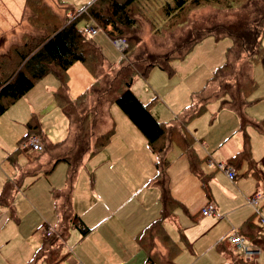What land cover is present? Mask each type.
Segmentation results:
<instances>
[{
  "label": "rangeland",
  "instance_id": "rangeland-1",
  "mask_svg": "<svg viewBox=\"0 0 264 264\" xmlns=\"http://www.w3.org/2000/svg\"><path fill=\"white\" fill-rule=\"evenodd\" d=\"M76 1L67 3L72 5V7L75 9H81L86 5L82 4L89 0ZM254 2H257V5L260 4L264 6V0H245V7L235 6L234 8H220L211 5H203L200 7L191 8L186 11V20H184V22H182L180 25H176L171 29L165 28L167 21H159L158 25L160 27H162L163 25L161 26V24L164 23L165 26L157 32L152 29L151 24H149L148 20L143 15L137 13L134 14L136 23L135 27L124 31V34H122L121 37L125 38L128 44L133 42V44H135V49H138V51L145 49L152 53L165 52L173 48L177 43H182L184 38L188 35L190 37L197 35L202 29H206L208 27L211 28L222 23L234 22L238 19L248 20L252 14V16H256L253 12L255 7ZM41 3H48L50 5L48 0H27V2H25V0H0V64L6 62L5 64L8 65L3 71L0 72V81H2L4 78H12L11 73L15 71L16 68H20L21 62L17 55L21 52L23 53L27 44L30 43L33 45L36 43V38L32 36H34L36 32L46 33L44 24L47 23V17L50 11L49 7H43ZM53 3L55 4L53 8L55 11L56 9L61 10L62 7L59 2H57V0H53ZM80 5L82 6L80 7ZM152 8L154 11H151V15H155L156 11L154 6ZM22 9L23 13H21ZM33 11L37 12L39 15L34 16L32 14ZM84 23L85 22L80 19L77 23V26L81 28L82 26H89L91 24V22H87L86 24ZM130 37L134 38L135 40L133 41L130 39ZM91 39L99 45L106 62L110 64H116L119 61L121 57V51L115 47L112 39L101 28H97L96 33L91 35ZM230 44L231 39L229 37L215 39L212 35L205 36L204 38L198 40L185 54V56L180 59H174L170 61V66L172 68L171 73H169L167 69H162L156 65L152 66L145 76H135L133 78L130 84V89L142 103L148 104L150 112L159 121L166 123L173 119L176 115H186L192 109V99L194 95L203 96L204 94L209 93L212 89H217L218 85L216 82L212 87L214 81L212 77L214 76L217 68L224 64L226 59V50ZM261 45L264 47V31L262 34ZM9 59H11V61H9ZM110 69L111 67L107 65V63H104V65L98 70L99 73H107L110 72ZM112 73L114 72L112 71ZM249 74L252 77L255 85L252 90L248 91L249 94L246 98L247 102L242 107L241 113L249 120H263L264 60L259 59L252 61L249 67ZM50 76L51 78H48ZM53 76V74L48 73L43 76L46 77V79H43V77L39 79H43L42 82H49L50 79L55 80ZM90 76L92 77L91 74ZM40 81L41 80H36L33 88H31L35 92L40 89L37 93L39 96L46 94L44 90L39 87L42 84ZM84 82L80 86H84ZM206 83H208L207 87H205ZM21 97L8 104L4 110L6 111L7 108L11 107L14 102L21 98L19 101L20 103H18L16 108L21 110L22 114L16 112V116L14 118L15 120L11 119L14 121L16 127L12 132L6 131L4 133V138L11 145L13 141H16L18 137L20 138L26 133L24 130L26 127L23 126L24 122H22V119L25 120L28 115V112L26 111L29 109L30 103H33L32 97H26L24 94ZM91 102L85 101L82 103H84V106L89 107ZM221 102L222 101L218 99V97L208 99L206 101L205 107L203 106L199 113L189 116L186 119L185 128L193 137L192 149L200 158L198 163L200 170L205 174H207L209 171H212V174H214L212 183L210 184L207 182L208 191H213L217 201L220 204L225 203L227 205H235L239 203V201L233 202L227 199L220 188L225 187V185L230 186L231 184H234L235 181L236 183L249 182L251 179L250 177L246 176L248 172L243 173L244 169H236L237 174L235 173V180L231 181L225 177L224 173H222L223 171L221 172L219 169L216 170V168L213 169L214 167L211 169L207 164V160L210 157L215 162L224 161L226 157L231 154L230 152L235 150L237 143L236 140H241L243 132H245V136L248 137V143L251 144L252 141V144L255 147V149H251L249 147L251 156L254 155L258 157L259 155H262L264 151V141L263 144L261 141H256L262 139L259 137V133H252V128L249 124L245 125L243 129L240 130L241 124L238 114L230 107L223 106ZM102 103L103 104L99 112H101V110L104 112L105 110L104 108L106 107V102L103 101ZM40 108L42 111V113L40 112L41 133L46 139L50 141H57L58 139L63 138L67 133L68 121L61 109L57 106L53 96H51V98H46V100L42 102ZM108 110L114 123V131L104 148V150L109 151L107 155L103 156L105 151L101 149L88 159L84 160L82 165L77 170L72 189V198L74 199L75 205L78 207V209H87L86 205H88L89 202L91 203L92 206L86 211V217H88V214L92 213V210L95 209L96 206L101 205L102 202V199H99L98 197H89L90 191L93 188L97 189V183H99L98 179L101 178V175H104L103 170H109V167H106V169H99L96 167L100 162H102V159L107 160L108 155L110 156L111 153H117V157H120L119 153L126 154L127 158L131 155L138 159L135 169L143 170L149 169V162H153L155 158L154 154L149 151L148 147H146L147 145L145 138L140 133V131L132 125L125 113L113 102L109 103ZM4 111L0 115L3 116L5 114L6 117V113H4ZM37 111L39 112V110ZM108 120L111 122L110 117L109 119L97 117L96 121L98 123L96 122L95 127L98 129L103 128L102 121ZM128 125L131 126V130L128 129ZM95 133L97 134V129ZM231 133H235V136L231 137L233 139L230 138L227 142L221 144V142L226 137L231 135ZM114 135H119L122 138L127 137L130 140V143L126 144L123 142V140L121 143H116L114 142V139L116 138V136L113 137ZM36 136L40 138V135ZM14 147L17 152V157L20 159L23 157L25 158L26 155H31L32 150L28 145L21 146V144H19L18 146V144L14 142ZM128 147L133 149L131 151H127ZM173 148L175 155H170L171 163L166 169L170 179H173V181L169 180V182L170 184L171 182L174 183L176 186L177 184L184 183V190L190 197V204L188 206L189 213L192 217L195 216L199 218L197 221H195L189 217L186 212H184V215L183 213L179 212L177 224L176 222L172 223V221L170 223V220L166 222V230L172 236V238L176 240L179 246V252L176 256L181 257L182 252H184L183 256L189 257L193 255L197 257L196 261L198 262L196 264H210L209 259H211V262L214 261L215 264H222L221 262H223V256L220 255L214 247V243L217 240V235L221 233L223 234L228 228H237L238 223L242 221L239 220L240 214L245 215L244 217L242 216L245 219V217L248 215L247 213H249V209L250 214L252 213L250 216V219L253 222L252 224L258 225L260 216L264 219V165H262L260 168L259 164L255 163L257 165L255 166L256 170L260 173V177L258 178H262L257 180L258 186L257 191L255 192V194L259 195L257 211H253V208L247 203L246 197L248 195H246V197H244L243 203L247 206L245 208L243 206L237 208V213H232L233 220L229 215H226L225 219L216 222L218 225L215 228L204 234L201 240H199L195 245H192V247L189 246L188 248L186 242L190 240V235H192V232L188 229H192V227L196 224V226L199 227V225L202 223L199 214H197V210L199 201H201V192L205 190L203 187L201 188L198 186L199 183L198 185L191 183L190 178L192 177H194L196 183L198 180L188 169L186 155L180 154V151L178 148H176V146L173 145ZM36 151L37 150H35L32 155H34V157L37 156V161H39V159H41L42 156H45V154L43 153V150L40 152ZM184 156L185 161H183L182 164L180 160L183 159ZM256 157L255 162L256 159L258 160ZM184 163H186V165ZM132 169H134L133 165ZM66 173L67 164L64 161H59L55 164L47 178L44 177L40 169H37L36 175L38 181L36 183H33L30 187L28 186V183L34 179L31 176L24 177L21 182L19 190L21 197L19 199V204L21 205V210L17 212V214H19V216L22 218V223L20 224L28 225L25 226V230L27 245L29 248H31V251L35 250L40 244L41 234L43 236L42 231L44 230L45 226L53 227L57 219L51 197L50 199L52 202L50 203L49 200H47V202L43 201L42 196L40 199L41 189L43 188L42 190L44 191L49 185L58 189L62 188V186L65 184ZM247 175L251 176L250 173ZM126 177L127 175L123 174V180H126ZM149 190L150 188L142 184L140 190H138V192L134 195H123L121 202L117 205L127 208L134 206L137 204V200L145 199V196L148 194ZM21 195L25 196V198H28V200L26 201V199ZM134 196L135 198H133ZM187 196H185L184 200L188 198ZM180 206L181 205H178L179 208H181ZM173 209L176 210L177 207L175 206ZM94 219H98V217L95 216ZM2 221L3 220L0 216V224ZM43 221L46 223L45 226L38 229L37 227ZM233 221H235L237 224H235ZM225 224L228 227L226 229ZM176 226L181 228L177 229ZM262 232L264 241V228L262 229ZM68 233L69 235L66 239V242L68 245H71L72 240L70 238L72 234L73 236L76 234L75 228L69 226ZM209 246L211 247L209 248ZM24 247L25 246L21 243V241L16 239L15 243L11 247V250L6 251L4 257H12L11 262L15 261L18 263L16 259L21 256V253L24 251ZM185 248L186 251H183ZM227 249V252L233 259L238 258L232 252V250H230L231 248H229V246H226V250ZM31 251L26 249V255H29ZM257 262L259 264H264L263 248L260 249ZM40 264H46V262H41ZM58 264L69 263H67L65 260H61L58 262Z\"/></svg>",
  "mask_w": 264,
  "mask_h": 264
},
{
  "label": "trees",
  "instance_id": "trees-1",
  "mask_svg": "<svg viewBox=\"0 0 264 264\" xmlns=\"http://www.w3.org/2000/svg\"><path fill=\"white\" fill-rule=\"evenodd\" d=\"M57 2L63 8L62 15L54 11L55 4H50V6L48 3H41L43 7H49L50 11L47 23L44 24L46 33L36 32L32 36L36 38V43L27 44L23 53L17 55L21 62L20 68H16L11 73L12 78H4L0 81L1 114L8 104L30 90L36 80L48 73L53 74L59 83L53 93V98L68 121L66 136L58 141H50L42 137L37 117L32 114L25 123L26 134L20 140L25 141L29 135H40L39 140L42 145L40 151L43 150L47 158L42 166V173H49L58 161H64L67 164L64 187L52 192L57 218L53 226L54 234L42 238L40 245L33 251L26 264L56 263L65 256L61 253V244L68 233L69 226H75L81 234L89 230L80 217L72 211V189L78 168L85 159L94 155L108 143L114 131L112 120L111 122L110 120L102 121L103 128L101 129L95 127L97 117L109 119L108 105L111 102L115 103L140 131L146 140L148 149L155 156L156 172L146 183L160 188L158 198L162 213L138 236L139 244L146 249L148 254L145 264L153 262L173 264L176 247L161 230V223L170 215L177 202L171 196L166 180V169L170 163L168 152L173 145L178 147L181 153L187 155L190 170L201 181L203 180L198 164L200 158L192 149L193 137L185 128L186 119L199 113L208 99L218 97L223 106L230 107L238 114L241 129L250 124L264 134V119L248 120L241 113L242 107L247 102L248 91L252 90L255 85L249 74L250 64L254 60H264V47L261 45L264 31V6L254 2L253 12L257 17L252 14L248 20L238 19L234 22L202 29L193 37L188 35L182 43H177L168 51L152 53L145 49L138 51L133 42L128 44L127 40L121 37L124 31L135 27L134 14L143 15L151 24L152 29L157 32L165 26L164 23L160 27L159 21H167L165 28L171 29L186 20V11L191 8L203 5L220 8L245 7V0H91L81 9H75L70 4L61 3L60 0ZM153 6L156 11L155 15H151ZM32 14L39 15L34 11ZM80 19L85 22L84 24L91 22L101 28L111 39L119 37L126 41L127 47L121 52V57L116 64L106 62L99 45L91 39V35L84 31L85 26L81 28L77 26ZM209 35L215 39L222 37L231 39V44L226 50L225 62L217 68L212 77L214 80L212 87L216 82L217 89L211 88L212 90L210 89L211 91L209 90L210 92L203 96L194 95L192 109L188 114L176 115L166 123L157 120L150 112L148 104L142 103L130 89L133 78L145 76L148 70L155 65L171 73L170 61L182 58L198 40ZM130 39L135 40L132 37ZM75 62L81 63L87 69L92 75L93 82L87 89L72 97L68 91L67 71ZM5 63L0 64V72L8 66ZM104 63L111 67L110 72L99 73L98 69ZM207 86L208 83L205 87ZM85 101H92L89 107L84 106L82 102ZM103 101L106 102L105 110L99 112ZM238 155L248 156L247 142H244L242 151H239ZM204 183L202 181V186L205 185ZM1 203L7 204V199L2 197ZM252 223V220L247 218L237 231L250 245L262 249L260 246L263 242L262 226L260 223L258 225ZM155 233L169 247L165 255L161 256L157 252H151L152 236ZM218 249L224 253L228 251L223 242L218 244ZM237 257L233 259L229 255L224 264H258L256 257L250 259Z\"/></svg>",
  "mask_w": 264,
  "mask_h": 264
},
{
  "label": "crops",
  "instance_id": "crops-1",
  "mask_svg": "<svg viewBox=\"0 0 264 264\" xmlns=\"http://www.w3.org/2000/svg\"><path fill=\"white\" fill-rule=\"evenodd\" d=\"M48 1L51 5L54 4L53 0L52 1L48 0ZM72 1H76V0H60L61 3H67V2L71 3ZM90 1L91 0L87 1L86 3L84 2L82 5L87 4ZM82 5H80V7ZM55 12L62 15L63 8H61V10L56 9ZM21 13H23V9L21 10ZM67 72H69L68 73V91H69V95L72 97H75L76 95H78L79 93L87 89L90 86V84L93 82V78L90 76V73L79 62L73 63L68 68ZM48 78H51V76ZM53 78L55 80L50 79L49 82L48 81L42 82L43 79H46V77H43V79H38V80H41L40 82H42V84L39 87L44 90V92L46 93L45 95L43 94L41 96H39V94L37 95L40 89H38L37 92L33 91V89H30L24 94V96L26 97L28 96L32 97L33 103H30V107L26 111L28 112V115L25 118V120L22 119V122H24L23 126H25L26 121L30 118V116H32V114L36 115L38 123L40 124V117L42 113L41 111L42 107L40 108V106L42 102L46 100V98L48 97L51 98V96H53L54 91L58 87V80L54 76ZM83 82H84V86H80ZM20 99L14 102L11 105V107L6 109V111H4V113H6V117L4 113H3L4 115L2 114L3 116L0 115V209H1L0 216L3 220L0 224V233H1L0 235V264H18V263L26 264V261L30 258L31 254L34 251V250L31 251V248H29L27 245V237H26V230H25V226L27 224H24V225L20 224L22 223V218L19 216V214H17V212L21 210V205L19 204V199L21 198L19 190H20L21 182L23 178L26 176H31L34 178L33 180L30 181V183H28L29 187L33 183H36L38 181L37 175H36L37 169L41 170L42 166L47 160L46 156H42L41 159L37 161V158H36L37 156L34 157V155H32L35 151L33 149H31L32 151H31L30 156L26 155L25 158L23 157L21 159L17 157V154H16L17 152L15 149L16 146L14 147V142H16L18 146L19 144L23 146V143L20 140L26 133L22 137L20 138L18 137L16 141H13L12 145L9 144L8 141L4 138L5 136L4 133L6 131L12 132L13 129L16 127V125L14 124V121L11 120V119L15 120L14 118L16 116V112H18L19 114H22V111L16 108L18 103H20L19 102ZM36 100H37V105H36ZM37 110H39V112ZM110 119L112 120L111 115H110ZM250 126L252 128L251 129L252 133H259L258 135L262 139V140H256V141H261V143L263 144L264 134L256 130L252 125ZM128 129L131 130V126L128 125ZM24 130L26 131V128H24ZM240 130L242 129L240 128ZM234 134L235 133H231V135L226 137L221 142V144L227 142L232 136H235ZM41 135L42 137L45 138V136L42 133ZM115 136L116 138L114 139V142L116 143H121L122 140L126 144L130 143V140L127 137L122 138L119 135H114L113 137ZM61 139H58V140H61ZM236 141L237 143H236L235 150L234 151L232 150L230 152L231 154L228 155V157H226L224 162H227L233 168L236 174H237L236 169L238 170L240 168L244 169L243 173L248 172L251 174V176L247 175L248 173L246 174V176L250 177L251 180L247 183L245 182L236 183L235 181V183L233 182L234 184H231L230 186L225 185V187L220 188L222 190V193L227 197V199L233 202L239 201V203L235 205H227L225 203L220 204L217 201L213 191L212 190L208 191V188H207V182L211 184L214 179V174H212V171L207 172V174L201 171V174L203 176L202 181L203 183L205 182L204 186H206V188H204V186H202V181L200 180V178L196 176L190 170L188 159H187V165H188L189 171L198 180V182L196 183L195 182L196 180L194 179V177H192L190 178L191 183L197 184V185L199 183L198 186H200L201 188L203 187V189L205 190L201 192V201H199V206L197 210V214H199V217L201 218L202 223L199 225V227L196 226L197 225L196 224L192 227V229H188L189 231L192 232V235H190V240L186 242V245H188V248L189 246L192 247V245H195L199 240H201L204 234L209 232L211 229L215 228L218 225V223L216 222H219L225 219L226 215L227 216L229 215L232 218V213H237V208H239L240 206H243L245 208L247 205L246 204L244 205L243 203L244 197H246V195L248 196L253 195L257 191V186H258L257 180L262 179V178H258L260 177V173L257 172L256 167H255L257 165L255 163H258L260 168L262 167V165H264V151L262 155H259L260 158L259 156L258 157L254 156L253 153H252L253 156H251L250 148L255 149V147L253 146L252 141H251V144L248 143V137L245 136V132L242 133L241 140L238 139ZM244 142H247L248 144V156L242 157L238 155V152L242 151ZM104 148L105 146L102 149L104 150ZM132 149L133 148L128 147L127 151H131ZM173 149L174 148L172 146V148L168 152V159L170 163H171L170 155L171 154L175 155V152ZM178 150L180 151V154H185V153H181V150L179 148ZM39 151H36V152H39ZM104 151L105 152L103 156L107 155L109 150H104ZM117 155H118L117 153L116 154L111 153L110 156L108 155L107 160L102 159V162H100L96 166L99 169H106V167H109V170H103L104 175H101V178L98 179L99 183H97V189L93 188L89 193V197L91 198L98 197L99 199H102L101 205L96 206V208L98 207L97 209L95 208L96 210L93 209L92 213L88 214L87 215L88 217H86L85 215L86 211L89 207L92 206L91 203L89 202L88 205H86L87 209L80 210L75 205V201L72 198V204H71L72 211L80 217V219L89 228V230L85 234H81L78 228H76L75 226H72L73 228H75V232H76V234H74V236L72 234L70 238L72 240V244L68 245L66 242V239L69 235V233H67L65 239L62 241V244H61V253L65 254V256L62 257L59 261H57L54 264H58V262H60L61 260H65L69 264H145L148 254H147L146 249L143 248L139 244L138 236L142 230L150 226V224H152L154 220H156L162 213L161 203L158 198L159 193H160V190H159L160 188L155 185L154 186L150 184L148 185L146 183L150 178L154 176L156 172L155 166L153 164L154 160L153 162L152 161L149 162V169L136 170L135 167L137 165V160H138L137 158L131 155L130 157L127 158L126 154H122V153L121 154L119 153L120 157H117ZM255 157L258 158V160L256 159V162H255ZM184 159H185V156L183 159L180 160L182 164H183V161H185ZM184 164L186 165V163ZM132 165L134 166V169H132ZM209 167L211 169L213 168L211 166ZM253 171H255V173H253ZM50 172L47 174L43 173L44 177L47 178ZM123 174L127 175L126 180H123ZM252 176L256 178V183H255V178ZM225 177L229 179L226 175ZM166 180H167L168 188H170L169 190H170L171 196L177 200L175 204L177 209L176 210L173 209L175 207L174 206L170 212V215L167 216L166 219H164V221L161 223L162 232L168 236L171 243L173 244L174 247H176V250H177L173 257V264H196L198 262L196 261L197 257L193 255L189 257L183 256L184 252H182L181 257L176 256L177 253L179 252L178 243L168 233V231L165 228L166 227L165 225H167L166 222H168L169 220H170L169 221L170 223L172 221V223L176 222L177 224L179 212L183 213V215H184V212H186V214L195 221H197L199 218L195 216L192 217L189 213L188 206L190 204V197L187 194V192H185L184 190V187H185L184 183L177 184V186L172 182L170 184L169 180L173 181V179L172 178L170 179V176L168 175L167 171H166ZM142 184L150 188V190L148 191V194L145 196V199L137 200L136 201L137 204H135L134 206L128 207V208L123 207L121 205H117L121 202L123 195H129V196L134 195L135 193L138 192V190H140V187ZM62 187H64V185ZM4 189H6V192H4ZM42 189H41L40 199L42 196L43 201L47 202V200H49V203L52 202L53 201L52 192L53 190L58 189V188H54L49 185L48 188H46L44 191ZM21 196L25 198V196L23 195ZM185 196L188 197L186 200H184ZM2 197H5V199H7V204L1 203ZM133 198H135V196ZM25 199L26 201L28 200V198H25ZM208 202L213 204L215 209L219 213L222 214L220 218H216L214 216H209V215L203 216L200 214L201 208ZM258 202H259V199L257 200L256 208H257ZM178 205H181L180 206L181 208H179ZM249 205L253 208V211L256 210L255 206H253L252 204H249ZM53 206H54V202H53ZM244 213H245V210H244ZM247 214L248 215L245 217V219L243 218L245 215L240 214L239 220H242V221L238 223L237 228L236 227H231V228H235L239 230L238 228L242 224V222L246 220L247 218H250L252 214V213L250 214V209H249V213ZM95 216L98 217V219H94ZM233 222L237 224L235 221ZM45 224L46 223L43 221L39 224L37 228L39 229L45 226ZM176 228L179 229L181 227L176 226ZM226 228L228 227L225 224V229ZM231 228H228L223 234L222 233L218 234L216 237L217 240L214 243L215 249L219 252L220 255L223 256L222 257L223 262H221L222 264H224L227 261L229 253L228 252L224 253L223 251H220L218 249V244L223 242L224 246L225 245L229 246V244L224 241H225L226 234L231 230ZM263 228L264 227L262 226V229ZM242 234L245 235L244 233ZM43 237L44 235L42 236L41 234V241ZM16 239L20 240L21 243L25 246L23 249L24 251L21 253V256H19V258L16 259L18 263H16L15 261L11 262L12 257H4L5 252L11 250V247L15 243ZM260 246L264 249V241L261 243ZM210 247L211 246H209V248ZM168 248L169 247L166 244H164L162 240L159 238V235L155 233L152 236L151 252H157L158 254L162 256L167 253ZM26 249H29L31 251L29 255H26ZM183 251H186V248ZM257 257L258 256H256V260H257ZM209 263L215 264L214 261L211 262V259H209ZM150 264H158V263L153 262Z\"/></svg>",
  "mask_w": 264,
  "mask_h": 264
},
{
  "label": "built area",
  "instance_id": "built-area-1",
  "mask_svg": "<svg viewBox=\"0 0 264 264\" xmlns=\"http://www.w3.org/2000/svg\"><path fill=\"white\" fill-rule=\"evenodd\" d=\"M97 26H95L93 23H91L89 26H85L83 29L88 35H94L97 31ZM113 44L116 48H118L121 52L127 47V43L122 38H114L112 39ZM30 146L33 150H41L42 145L40 143L39 138L36 135H29L26 140L23 142V146ZM207 164L211 167H214L216 169H219L225 173V175L230 179L233 180L235 178V171L233 168L228 165L224 161H217L215 162L212 158H208ZM259 198V195L253 194L248 196L247 202L249 204H252L256 208L257 200ZM200 214L205 216H214L216 218H220L222 216L221 213H219L213 204L206 203L200 210ZM259 223L264 227V219L260 216ZM43 235L45 237L52 236L54 234V228L50 226H45L44 230L42 231ZM225 240L229 243V246L236 255L244 258V259H250L258 256L260 254V249L257 247H254L250 245L244 237L238 233L237 229L231 228V230L226 234Z\"/></svg>",
  "mask_w": 264,
  "mask_h": 264
}]
</instances>
